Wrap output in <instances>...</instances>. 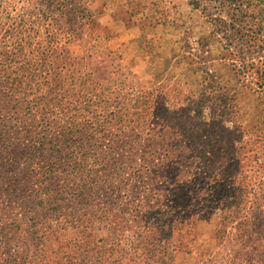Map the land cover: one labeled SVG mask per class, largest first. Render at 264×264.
I'll use <instances>...</instances> for the list:
<instances>
[{
    "label": "rangeland",
    "instance_id": "rangeland-1",
    "mask_svg": "<svg viewBox=\"0 0 264 264\" xmlns=\"http://www.w3.org/2000/svg\"><path fill=\"white\" fill-rule=\"evenodd\" d=\"M229 24L188 0H0L16 97L76 126L82 166L78 199L1 196L0 264H264V36Z\"/></svg>",
    "mask_w": 264,
    "mask_h": 264
},
{
    "label": "trees",
    "instance_id": "trees-1",
    "mask_svg": "<svg viewBox=\"0 0 264 264\" xmlns=\"http://www.w3.org/2000/svg\"><path fill=\"white\" fill-rule=\"evenodd\" d=\"M188 2L196 8L201 7V12L216 27L227 28L229 23L236 25L237 34L241 37L244 48L256 47L255 43L260 40L256 36H264V0H188ZM255 12L258 14L255 15ZM252 26H256L254 36L250 33ZM11 30L13 27L9 33L3 35L4 40L9 36L13 37ZM43 54L39 58L40 63L33 64V67L38 68V72L55 68L57 71L55 78L60 83L64 82L59 78L61 72L65 70V64L60 62L57 56ZM15 57L13 52L9 54L0 52V200L3 194L9 196L7 198L15 195L23 199L24 187L34 186L35 189L29 191L36 199L43 195L60 201L63 195L73 191L76 185L74 180L79 169H82L77 153L72 149L80 137L76 130H72L76 126L64 131L65 126L56 124V121L64 123V119H45L42 113L40 115L42 119L39 121L35 111L31 110L25 100L18 101L16 95L19 86L15 77ZM26 65L28 66V63L25 61V64L22 63L21 68L17 69L25 71ZM260 72L264 73V68ZM70 85L74 86L75 83ZM66 92H69L68 89ZM73 96L72 94L71 99ZM69 111L76 110L69 108ZM46 120L49 121L48 124ZM52 129H56V135ZM15 188L18 189L17 193ZM72 193L78 199L79 184ZM5 210L8 216H16L14 206L11 204H8ZM9 236L10 233L7 231L0 233V241L5 244L6 249H10Z\"/></svg>",
    "mask_w": 264,
    "mask_h": 264
}]
</instances>
